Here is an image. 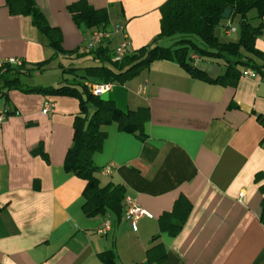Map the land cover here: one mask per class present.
Here are the masks:
<instances>
[{"label":"crops","instance_id":"0c3cea01","mask_svg":"<svg viewBox=\"0 0 264 264\" xmlns=\"http://www.w3.org/2000/svg\"><path fill=\"white\" fill-rule=\"evenodd\" d=\"M79 1L34 0L49 24L61 30L67 52H87L96 29L73 20L69 6ZM85 1L107 9L104 28L125 27L133 53L159 37V9L168 0ZM38 29L30 16L12 14L0 0V60L19 58L33 69L51 59L55 52ZM226 30L224 23L217 31L223 40ZM158 44L169 47L173 41ZM255 46L264 53V34ZM191 58L213 79L224 72L223 61ZM58 65L61 76L50 85H30L33 74L48 72L49 66L23 76V84L71 83L75 77L63 72L71 67ZM101 97L123 112L148 110L143 139L122 132L117 122L102 125L106 137L93 162L101 170V185L122 186L124 206L131 198L152 217L140 218L137 230L124 209L121 215L108 211L87 217L86 181L64 165L80 101L9 90L0 99V116H5L0 123V264H107L100 255L110 251L114 264H264L262 76L241 75L236 87H228L195 79L177 63L161 60ZM47 101L54 104L51 115L42 113ZM109 166L112 172L105 174ZM180 199L189 211L176 230L171 226L180 222L174 214Z\"/></svg>","mask_w":264,"mask_h":264},{"label":"trees","instance_id":"16d2710c","mask_svg":"<svg viewBox=\"0 0 264 264\" xmlns=\"http://www.w3.org/2000/svg\"><path fill=\"white\" fill-rule=\"evenodd\" d=\"M10 12L14 15H27L39 28L46 40V45L55 55L44 62L26 68L5 65L0 68V99L6 97L9 90L18 89L26 93L44 95L71 96L80 101L81 112L74 119L72 147L65 158L67 172L86 181L83 193V210L87 217L105 215L108 211L121 215L124 211L125 190L120 185L109 183L101 185L98 168L93 162V155L99 152L105 140L101 132L102 125L117 122L122 132L138 134L143 139L144 124L148 119V110L123 112L112 101L97 97L90 91L87 82H112L123 84L135 78L153 62L167 60L177 63L191 77L211 84L236 87L241 78V68H249L264 79V53L257 49L256 41L264 34V0H168L161 9V32L155 42L130 53L121 62L114 61V52L109 47H100L94 51L80 52V49L68 51L62 45V33L52 27L34 0H6ZM232 7L230 20L238 19L237 40H223L217 31L230 27L223 19L225 8ZM70 14L78 26L86 29L104 28L108 24L107 9H95L85 0L69 6ZM171 39L169 47L160 46L159 40ZM62 54L66 56L88 57L99 65L85 68H68L64 73L74 76V80L61 87H25L23 76H30L32 71H44L49 64ZM220 60L224 62V72L216 79L191 62V55ZM180 199L174 214L178 223L173 229H180L184 224L189 208ZM182 205L184 208H182ZM184 210V211H183ZM183 211V212H182ZM114 253L105 252L100 258L107 264H114Z\"/></svg>","mask_w":264,"mask_h":264},{"label":"built area","instance_id":"2783aa9c","mask_svg":"<svg viewBox=\"0 0 264 264\" xmlns=\"http://www.w3.org/2000/svg\"><path fill=\"white\" fill-rule=\"evenodd\" d=\"M233 33H237V28L235 26H231L226 30V34L230 35ZM118 40L116 47H114V61L121 62L126 56L130 54V39L126 35L125 27L123 25H116L112 29L106 28H96L93 29L89 39L86 43L87 51H94L100 47H109V44L113 41ZM24 64V62L19 58H8L4 61L0 60V68L5 65H10L12 67H20ZM242 76L256 77V73L249 68L241 69ZM115 83L112 82H94L88 83V88L91 92L97 97L103 96L105 93L111 91L115 86ZM54 111V104L51 101H47L44 104V108L42 110L43 115H51ZM5 116H0V123L4 120ZM112 167L109 166L104 170L105 174L111 173ZM124 216L125 219L131 222L133 229L137 230V222L142 217L151 218L152 216L146 211L140 208L138 204H136L131 198H127L125 200L124 206ZM109 228V224L107 225ZM106 228V229H107ZM108 230V229H107Z\"/></svg>","mask_w":264,"mask_h":264},{"label":"rangeland","instance_id":"374dc122","mask_svg":"<svg viewBox=\"0 0 264 264\" xmlns=\"http://www.w3.org/2000/svg\"><path fill=\"white\" fill-rule=\"evenodd\" d=\"M227 22L229 21L230 25H238V19L235 20H226ZM234 23V24H233ZM235 25V27H236ZM237 28V27H236ZM239 38V35L236 33L230 34L228 37H224L225 40H236ZM63 63L67 68L72 67V68H79V67H90L94 66V61L90 60H84L83 57L81 56L80 58L77 59H63L62 57L54 59L47 70L48 72H43V73H34L33 77L30 79L31 84L30 85H38L40 83H43L42 85H48L49 83H52L53 81H56L57 76H61V72L58 70V64ZM65 78H68V76H65ZM48 83V84H47ZM56 83V82H55ZM50 85V84H49ZM59 84H55V87H58ZM3 104V101L0 100V105Z\"/></svg>","mask_w":264,"mask_h":264},{"label":"water","instance_id":"95a60500","mask_svg":"<svg viewBox=\"0 0 264 264\" xmlns=\"http://www.w3.org/2000/svg\"><path fill=\"white\" fill-rule=\"evenodd\" d=\"M232 11H233L232 7L225 8V11L223 13V19L224 20H229L230 17H231Z\"/></svg>","mask_w":264,"mask_h":264}]
</instances>
